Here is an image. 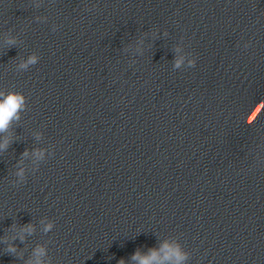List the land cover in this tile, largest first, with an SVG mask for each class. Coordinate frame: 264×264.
Masks as SVG:
<instances>
[{
  "label": "clouds",
  "instance_id": "1",
  "mask_svg": "<svg viewBox=\"0 0 264 264\" xmlns=\"http://www.w3.org/2000/svg\"><path fill=\"white\" fill-rule=\"evenodd\" d=\"M7 46H14L16 39L9 37L5 42ZM248 45H246L247 47ZM40 57L36 54L29 55L23 62L18 65L19 70L26 71L30 66L38 63ZM184 64V57H179L174 61V68H181ZM196 59H189L187 67H194ZM27 97L20 91L16 90H0V153L7 151L8 147L13 143L10 136L5 135L13 127L14 123H18L21 119V114L27 110ZM29 155V150L25 149L22 153L23 157ZM32 155L37 161L44 158V151L34 149ZM16 179L12 181L13 185H19L26 181V170L20 166L18 162L15 171ZM43 223V221H42ZM15 226V225H14ZM54 221H49L44 225V232L48 233L54 228ZM20 232L12 237V242H9L6 237L0 238V243L6 245V251L12 254L17 259H21L19 254V247L15 243L19 240L21 243L25 242L27 236H31L35 232V227L31 223L21 225ZM48 255L47 248L38 245L32 250V258L25 261V264H51V260H45ZM189 260V253L184 250L179 241H164L160 244L159 248H152L147 253H142L137 249L130 257L131 264H186ZM119 264H127L123 259Z\"/></svg>",
  "mask_w": 264,
  "mask_h": 264
}]
</instances>
